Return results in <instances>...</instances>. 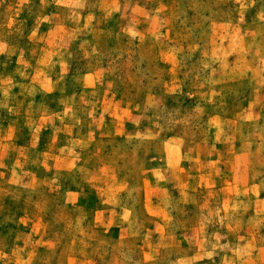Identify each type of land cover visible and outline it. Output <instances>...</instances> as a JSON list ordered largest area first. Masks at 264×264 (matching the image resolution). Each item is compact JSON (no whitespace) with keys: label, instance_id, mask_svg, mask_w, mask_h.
<instances>
[{"label":"rangeland","instance_id":"374dc122","mask_svg":"<svg viewBox=\"0 0 264 264\" xmlns=\"http://www.w3.org/2000/svg\"><path fill=\"white\" fill-rule=\"evenodd\" d=\"M0 264H264V0H0Z\"/></svg>","mask_w":264,"mask_h":264}]
</instances>
